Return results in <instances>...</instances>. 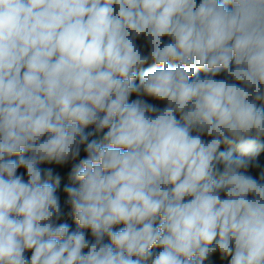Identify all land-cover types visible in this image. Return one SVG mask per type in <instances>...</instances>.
<instances>
[{
  "label": "clouds",
  "instance_id": "1",
  "mask_svg": "<svg viewBox=\"0 0 264 264\" xmlns=\"http://www.w3.org/2000/svg\"><path fill=\"white\" fill-rule=\"evenodd\" d=\"M0 264H264V0H0Z\"/></svg>",
  "mask_w": 264,
  "mask_h": 264
}]
</instances>
